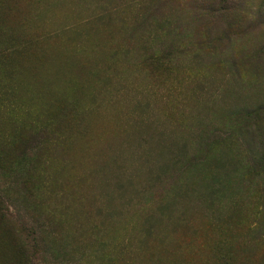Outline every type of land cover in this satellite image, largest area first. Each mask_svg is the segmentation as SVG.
Returning a JSON list of instances; mask_svg holds the SVG:
<instances>
[{
  "label": "rangeland",
  "instance_id": "1",
  "mask_svg": "<svg viewBox=\"0 0 264 264\" xmlns=\"http://www.w3.org/2000/svg\"><path fill=\"white\" fill-rule=\"evenodd\" d=\"M0 235V264H264V0H0Z\"/></svg>",
  "mask_w": 264,
  "mask_h": 264
},
{
  "label": "trees",
  "instance_id": "2",
  "mask_svg": "<svg viewBox=\"0 0 264 264\" xmlns=\"http://www.w3.org/2000/svg\"><path fill=\"white\" fill-rule=\"evenodd\" d=\"M194 160L195 158L191 157L187 160V163H191V161H194ZM6 245H7L6 237L0 235V250H3L6 247Z\"/></svg>",
  "mask_w": 264,
  "mask_h": 264
}]
</instances>
